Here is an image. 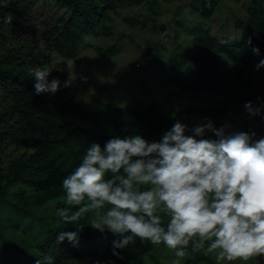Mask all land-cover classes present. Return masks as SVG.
I'll return each mask as SVG.
<instances>
[{
	"label": "trees",
	"instance_id": "16d2710c",
	"mask_svg": "<svg viewBox=\"0 0 264 264\" xmlns=\"http://www.w3.org/2000/svg\"><path fill=\"white\" fill-rule=\"evenodd\" d=\"M54 1L66 17L39 36L45 43L44 48L36 51L32 45L22 43L16 49H0V264H37L38 261L44 264L47 255L53 257V264H70L73 260L86 259H91V264H147L148 260L151 264H161L153 252L158 245L141 242L138 238L127 248L116 249L119 256L113 255V241L121 237L108 230L101 232L91 227V214H86L79 221L84 228L79 234L78 244L73 245L67 240L61 244L56 242L60 231H76L74 224H66L57 216V210L69 207L65 203L63 180L79 166L87 150L83 148V143L78 147L81 142L68 143L83 136L104 145L117 136L135 135H141L148 142H160L162 134L177 121L191 129L205 118L214 122L217 128L227 124L229 131H240L242 122L235 115L243 111L230 113L225 109L200 107L199 112L194 110L195 117L187 118L179 114L168 116L162 112L159 103L151 102L128 108L109 103L92 112L86 106L83 88L71 87V97L63 103L55 102L51 93L36 95V81L30 68L47 67L49 82L58 77L62 84L67 81V76L52 67L53 55L57 53L80 64L78 53L86 36L98 31L105 37L114 35L111 13L136 6L148 9L151 15L147 17L136 14L123 18L131 29H144L156 23L157 7L162 2ZM191 1L200 3V15L205 19L213 16L219 3V0ZM19 4V0H0V16L9 14L16 19L25 9L22 6L17 10L15 5ZM14 23L15 28L25 29V25ZM235 27L242 32L237 47L227 40L213 38L206 30L195 29V42L205 55L192 60L183 75L171 78L170 84L191 93L212 92L233 83L250 86L248 74L257 71L255 57L264 60V0H252L247 19H236ZM126 38L123 35L115 44L97 48L96 60L103 64L117 56L120 53L119 44ZM249 38L251 44L248 43ZM253 48L259 49V55L253 52ZM150 51L154 54L152 59L157 60L159 51ZM218 57L239 69L229 67L222 70ZM248 67L251 69L246 72ZM263 114L264 111H259L254 117ZM205 138L216 139L211 133H207ZM10 150L13 152L9 163L3 158L8 157ZM48 203H55L56 206L46 215ZM75 210L71 208V211ZM185 251L189 254L188 264H216L205 251L194 253L191 247Z\"/></svg>",
	"mask_w": 264,
	"mask_h": 264
},
{
	"label": "clouds",
	"instance_id": "9594fccd",
	"mask_svg": "<svg viewBox=\"0 0 264 264\" xmlns=\"http://www.w3.org/2000/svg\"><path fill=\"white\" fill-rule=\"evenodd\" d=\"M253 52L259 55L258 48ZM29 71L36 95L58 91L60 81L49 82L47 67ZM245 108L250 115L260 111L251 102ZM229 127L205 118L189 129L177 121L160 142L135 135L114 137L103 147L92 143L63 180L69 207L57 210L76 231H60L56 242L78 244L84 228L79 221L91 214V227L121 237L113 241L117 256L116 249L136 238L175 250L172 264H180L189 247L214 254L216 264H248L264 256V137ZM207 133L216 139L205 138ZM44 264H53V257L45 256Z\"/></svg>",
	"mask_w": 264,
	"mask_h": 264
},
{
	"label": "rangeland",
	"instance_id": "374dc122",
	"mask_svg": "<svg viewBox=\"0 0 264 264\" xmlns=\"http://www.w3.org/2000/svg\"><path fill=\"white\" fill-rule=\"evenodd\" d=\"M19 1L21 4L15 5V8L19 10L23 6L25 9L22 10L21 15L16 16V19L9 14L0 16V49H16L22 43H28L38 51L45 46L39 37L42 32L62 22L66 14L54 0ZM251 1L219 0L213 16L205 19L200 15V3L194 4L191 0H162L157 7L156 23H151L144 29L134 30L123 22V18L136 14L147 17L151 15L150 10L136 6L111 13L114 17L112 25L114 35L105 37L98 31L96 34L86 36L78 53L80 64L64 59L57 53L53 55L52 67L65 74L69 84L67 87L64 83L60 84L58 91L51 95V98L55 102L63 103L71 97L69 89L75 87L84 89L86 106L92 112L99 111L109 103L128 108L151 102L159 103L162 112L168 116L179 114L187 118L195 117L194 110L199 112L200 107L220 108L230 113L241 110L243 111L241 114L235 115L242 122L240 131H254L257 139L264 137V114L254 117L245 108V105L251 102L253 111L255 108L264 111L263 67L255 71L256 73L248 74L251 78L248 87L233 83L212 92L191 93L170 84L171 78L183 75L192 60L205 55L195 42L193 34L195 29L206 30L215 39L227 40L233 47L238 46L242 32L235 27V20L247 18ZM14 21L25 25V29L15 28ZM123 35L128 39L120 42V53L103 64L99 63L96 60V49L115 44ZM150 50L159 51L157 60L152 59L154 54ZM218 59L222 70L229 67L239 69L232 66L228 60H223L221 57ZM261 60V57H255V66ZM249 69L251 68H245L246 72H249ZM75 142H81L78 147L83 143V148H88L96 141L81 136L68 145ZM12 152L13 150L8 151V157L3 159L10 163ZM55 206V203H48L49 211L45 214H50V210ZM153 252L159 257L161 264H172L177 259L175 250L167 248L164 244L158 245ZM205 253L216 262L214 254ZM188 260L189 254L186 252L180 264H188ZM91 261V259L73 260L70 264H91ZM147 264H151V260H148ZM236 264L243 262L237 261ZM248 264H264V256L253 258Z\"/></svg>",
	"mask_w": 264,
	"mask_h": 264
}]
</instances>
